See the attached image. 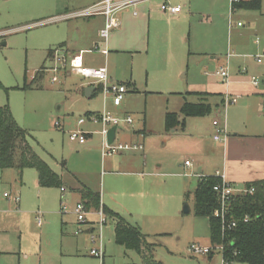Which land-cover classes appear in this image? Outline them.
<instances>
[{"label": "rangeland", "instance_id": "rangeland-1", "mask_svg": "<svg viewBox=\"0 0 264 264\" xmlns=\"http://www.w3.org/2000/svg\"><path fill=\"white\" fill-rule=\"evenodd\" d=\"M71 1L0 0V107L9 106L17 124L29 133V143L37 154L61 175L65 189L62 195L59 188L39 187L33 168L0 170V264H143L137 252L115 242L112 216L104 214L105 221L100 224L99 212L90 208L84 222H78L73 212L80 201L81 184L97 191L106 205L117 196L112 200L120 208L124 198L121 194L125 189L117 183L124 177L108 172L109 161L119 155L106 157V164L102 163L101 123L89 120L88 112L117 118L116 142L142 139L143 144L141 152L123 154H134L140 163L144 160L145 172L158 169L162 173L156 182L160 186L152 192L162 215L120 213L131 225H139L153 258L162 264H222L221 252L210 242L208 218L194 211L193 193L199 176L193 170L198 160L195 154L204 155L216 146L214 121L221 125L228 113L231 123L249 124V117L261 112L264 64H257L255 57L264 52L251 44L255 36L243 30L245 19L237 16L238 10L231 12L230 0H168L184 6L187 19L159 22L156 29H174L177 33L181 26L185 40L152 35L147 42L145 24L138 32L129 27L116 33L118 42L108 46L106 58L94 45L91 53L84 55L85 66H106L114 82L125 84L121 105L114 106L112 96H104L97 83L98 89L86 97V81L81 76L49 70L46 50L62 42L72 49V42L80 41L78 36L83 34V28L76 32L73 27L81 18H57ZM141 3L159 7L161 0ZM137 9L131 13L137 14ZM99 36L98 44L102 40ZM109 36L111 40L113 32ZM229 51V77L240 80L227 86V91L230 97L238 98L237 103H225L224 95L220 109L209 99L212 109L207 114L183 116L180 110L185 101L198 100L193 91L208 90V83L222 84L215 72L227 67L225 55ZM52 74L57 81L50 80ZM251 76L258 81L257 88L247 80ZM166 112H177L184 125L179 124L174 132L166 131ZM127 117L132 123L121 122ZM80 118L85 121L81 126L77 124ZM76 130L90 134L85 144L69 139V133ZM185 160L192 162L191 169ZM115 186L117 191L110 190ZM17 195L19 202L15 203L13 197ZM132 197L140 200L135 194ZM184 203L190 212L182 213ZM192 244L213 247L209 254L214 255L208 260V254L191 253ZM92 249H101L102 256L90 255Z\"/></svg>", "mask_w": 264, "mask_h": 264}, {"label": "crops", "instance_id": "crops-1", "mask_svg": "<svg viewBox=\"0 0 264 264\" xmlns=\"http://www.w3.org/2000/svg\"><path fill=\"white\" fill-rule=\"evenodd\" d=\"M100 1L102 0H76V1L73 0L70 3H68L64 8H62L65 11L62 14L59 13L58 16L60 17H57V18H66L67 21L70 19H78V18L80 19L81 18L80 21L74 22V25H73V27H75L76 32H79L80 29L83 28V31H82L83 34L78 36V38H80V41L76 40V42H72L73 43L72 49L65 47L67 42L60 43L59 46L56 48H60L62 52L66 53L67 55H74V54L81 52L84 65L86 63V59L84 55L86 53H91V45L96 46L97 52L106 58V56L110 52V50L108 49V46H110L111 43L114 44L118 42V39L115 34L123 33V31H125L129 27L134 29V31L137 30L138 32L141 26L144 29L145 24H147L148 30H149L147 33V42H149L152 39V35L154 38H157L158 36H161V37L164 36L166 40H171V39L180 40V41L185 40V30L183 29L182 31L181 26L180 28H177L178 29L177 33L176 31H174V29H171V30L162 29L161 31L156 29L159 22L179 23L181 21H185L187 19V12L183 11L184 6H181V9L178 13L169 14L166 12H161L158 5L146 4V3L144 4L140 2L136 5H133L123 10L118 11L115 14V16L119 19V26L117 28L111 29L109 31L107 38L106 39L102 38V40H100L98 44L97 37L100 35V31L104 27V23H105V18L103 15H95V16H90V17H69L68 15L70 13H74L76 11H79L81 9L94 5L96 3H99ZM168 3L171 5H179V4H172L170 2ZM70 6L71 7L74 6V8L69 9ZM133 8H138L137 14L131 13V10ZM237 10H238L237 16H242L246 22V26L243 27V30H246L248 34L255 36V39L253 38L251 44L253 46H256V48L261 49L262 52H264V2L263 0H260V7L258 10L237 8L235 11ZM92 19H94L93 24L90 21ZM237 26L239 25L237 24ZM111 32H113V37L110 40L109 35ZM56 48L52 49V54L51 53L49 54L50 49L46 50V58L50 61L51 67L54 65L53 50ZM103 50H106L107 52L102 53ZM230 57L232 58L231 53L229 51L225 55V61H226L227 67H229L228 64H229ZM256 63L264 64V60L262 62L256 61ZM87 67L97 68L101 66H87ZM59 71L64 72L65 76L72 73L66 67L60 68ZM107 72H108L109 79L114 81L113 77L109 75L108 69H107ZM216 72H215V76L218 77L219 80H221L222 84L208 83V87H209L208 90L206 89L205 91H193L192 94H194L198 100L191 102V103L204 102V103L209 104L212 109V104L209 102V99H211V102H213V105L219 108L220 106L218 105L220 104L221 99H223L224 95L229 96V92L227 91V88L229 89V87L227 86H229L233 82L236 83V81L240 80L239 78H236L234 80L231 77H228V81H225ZM53 75L54 74L51 75V78H50L51 81H52ZM252 77L253 76L247 78V80L250 83H251ZM83 79L86 81V86L92 85L95 87L94 90L91 91L90 95L88 96V97H91L93 93L96 91V89L98 88L96 87L95 82L85 79V78ZM224 84L226 85L225 88L223 86ZM258 84L259 83L257 81V84L256 85L252 84V86L257 88ZM233 85L235 86L237 84H233ZM248 95L249 93H247V95H240V97L241 96L246 97ZM233 97H236V96H233ZM234 103H237V100ZM119 105H121V103ZM119 105H114V106H119ZM219 109H217L218 112H220ZM260 110L261 112L257 116L249 117L250 118L249 124L243 121L241 124L231 123L230 116L228 115V113H227V119L223 121L221 125L217 122L219 126L225 128L226 137L221 142L213 139L215 142H217L216 146L209 149L208 152L205 153L204 155L198 154V153H196L197 155L195 154V157L198 160L193 170H196L195 174L199 175L198 179L201 177L209 176V175H215L216 172H218L224 176L225 180L229 181L236 187H243L246 184L251 183V182L264 181V104L260 105ZM166 113L178 114L177 112H166ZM95 114H98V112L96 113L88 112L87 113L88 119L94 122L90 118V116L95 115ZM182 119H183L182 117L180 116L178 117L179 121H181ZM121 122L126 123L124 121H121ZM83 123L79 124L77 121V124L79 126H81ZM94 123H99V122H94ZM183 123H184V119H183ZM126 124H130V123H126ZM164 125H165V116H164ZM177 126L169 130H166V129L165 130L174 132ZM88 135L90 134L85 133L86 141L84 143H80L81 145L87 142ZM141 138H143V136H141ZM141 140L136 139V141H133V142L132 141L123 142V143H128V144L141 145V148L120 151L114 154V155H119V157H117L115 160L109 161L110 164H108L110 167V171L108 172L113 173V175L116 173L117 174L121 173V175L124 177L121 181H117V183L121 182L120 185L125 189L122 191V194H121V196H123L124 198H122L121 205H119L120 208L116 207L115 206L116 204H114V200H112V199H115L117 196H112L110 198V201L108 202V205H109L108 206L104 203H101L100 194L97 191H94L87 185L81 184V183H80L81 184L80 188L78 190L79 200L81 201L82 189L87 188L94 193H98L99 206L103 207V209H108L110 211L118 213L124 220L125 218L121 214H126V213L136 214L137 212L139 213L141 211L143 212L146 211L148 213L150 212L153 215H159V216L162 215V210H160L159 204L155 203V201L152 198V192L155 191V189L160 186V183H156V182H160V177L162 176V173L158 169L145 172V170L143 169L146 166V163L144 162V160L142 163H140L139 161L136 160V158L135 159L133 158L135 156L134 154L132 155L123 154L124 151L141 152L143 150V144L140 142ZM100 153H101V148H100ZM101 157H102V163L106 164L105 158L110 157V156H103L101 154ZM186 161L188 160H185L184 162ZM189 163H190L189 165L185 164V166L191 169L192 162L189 161ZM120 169L121 171H119ZM58 175L60 176V179H61V186L52 187V188H59L60 191H61V188H63V191H61L63 195L65 189L62 186V183H63L62 177L60 174ZM36 180H37V177H36ZM37 185L39 187H42L38 184V180H37ZM110 190L117 191V186L113 188L110 187ZM113 192H112V195L117 193V192L115 193ZM134 194L138 197V199L140 198L141 200V201L139 200L140 202L136 199H133L132 196ZM15 197H13V200L15 203H18L19 200L16 201ZM140 204H141V207H140ZM90 208L94 209L93 207H87V210ZM94 210H98V209H94ZM188 212H190V208ZM182 213H185L183 212V208H182ZM104 214H107V213H104ZM137 226L139 227V225ZM114 227H115V219H114ZM114 227H113V232H114ZM208 231H209V223H208ZM114 238H115V235H114ZM126 250H129V249H126ZM213 255H214V252L211 254H208L207 255L208 260L211 259Z\"/></svg>", "mask_w": 264, "mask_h": 264}, {"label": "trees", "instance_id": "trees-1", "mask_svg": "<svg viewBox=\"0 0 264 264\" xmlns=\"http://www.w3.org/2000/svg\"><path fill=\"white\" fill-rule=\"evenodd\" d=\"M260 7V0H240L231 4V12L237 8L255 9ZM52 54V49L49 54ZM35 77V76H34ZM34 80V78L32 79ZM211 110L209 104L185 102L181 107L183 116H202ZM178 124L183 125V119L178 120V114L166 113L165 129L169 130ZM29 133L20 127L9 106L0 107V170L16 168L21 172L24 168H33L37 172L38 184L42 187H60V176L37 154L29 143ZM219 181L214 175L198 179L194 189V211L197 216L207 217L211 244L223 245V264L243 262L245 264H264V181L246 184L253 186V194L236 196L231 202L232 216L240 219L244 214L250 216L246 223L238 221L234 229L221 231L218 218L213 216V210L218 206V199L212 186ZM81 201L87 207L99 208V195L87 188L82 189ZM104 213L115 219V242L125 249L137 252L143 264H162L151 255V248L136 225L125 221L118 213L103 209Z\"/></svg>", "mask_w": 264, "mask_h": 264}, {"label": "built area", "instance_id": "built-area-1", "mask_svg": "<svg viewBox=\"0 0 264 264\" xmlns=\"http://www.w3.org/2000/svg\"><path fill=\"white\" fill-rule=\"evenodd\" d=\"M145 0H102L99 3L76 11L74 13H70L69 17H90L95 15H103L105 18L104 27L100 31V36L104 39L107 38L109 31L111 29L117 28L119 26V19L115 16V14L128 8L130 6L136 5ZM240 0H230V4L236 3ZM159 9L161 12H166L169 14H176L180 11V5H171L167 2V0H162L159 4ZM232 11V10H231ZM240 25V23H238ZM106 50H103L102 53H106ZM53 57H54V65L49 69L52 73H56L59 71L60 68L66 67L72 73L82 76L85 79L91 80L98 85L101 86L103 95L112 96V102L114 105H119L122 101L123 95L126 92V86L123 83H117L109 79L107 68L105 66L92 68L87 67L83 64L82 54L77 53L74 55H67L63 53L60 48H56L53 50ZM257 62H262L264 60V54L262 56L255 57ZM219 76H221L225 81H228V67H220L219 71L216 72ZM57 77L54 74L52 77V81H56ZM251 83L256 85L257 80L255 77L251 78ZM236 97H230L225 95L224 101L225 103L229 102H236ZM90 118L94 122L101 123V130L100 133L103 136V140L101 143V154L103 156H111L120 151L128 150V149H140L141 145L135 144H128V143H121L114 141L113 143L109 144L106 139V133L109 127L115 125L118 126L119 120L115 117H112L108 113L102 114H95L91 115ZM121 121L126 123H131V118L127 117ZM84 119H78V123H83ZM215 127V133L213 135V139L216 141H223L226 137V130L224 127L218 125L217 121L213 122ZM55 126L59 127L60 125L55 122ZM61 127V126H60ZM69 139L71 141H77L78 143H84L86 141L85 133L81 130L71 131L69 133ZM186 165H189V161L185 162ZM219 178V181L212 186V190L215 193L218 199V206L213 210V216L218 218L221 224V231L224 233L226 230L234 229L238 221H242L244 223L250 220V216L248 214H244L240 219H236L232 216L231 213V202L235 199L236 196L246 195V194H253L255 189L253 186L250 187H236L229 181L225 180L224 176L220 173L216 172L214 175ZM63 191V188H61ZM7 195V194H5ZM15 200L18 201L19 197L16 196ZM87 211L86 206L83 202H78L74 205L73 212L76 214L78 222H84L85 220V212ZM100 221L99 223H104L105 219L103 217L104 212L102 207L99 206L98 210ZM37 223L40 224L41 220L40 217H36ZM93 240V236L91 237ZM218 247V248H217ZM214 248L219 249V251L223 252V245L217 244ZM213 247H205L198 244H192L189 247V251L194 254L199 255H207L211 252ZM90 254L96 257H101L103 252L101 249H92L90 250ZM224 260L222 258V264Z\"/></svg>", "mask_w": 264, "mask_h": 264}, {"label": "water", "instance_id": "water-1", "mask_svg": "<svg viewBox=\"0 0 264 264\" xmlns=\"http://www.w3.org/2000/svg\"><path fill=\"white\" fill-rule=\"evenodd\" d=\"M94 88L95 87L92 85H88L84 87V95L88 97L90 95V92L93 91ZM116 129H117V126L113 125L109 127L107 130L106 139L109 144L113 143L116 139ZM188 211H189V206L187 205V203H184L183 212L187 213Z\"/></svg>", "mask_w": 264, "mask_h": 264}]
</instances>
